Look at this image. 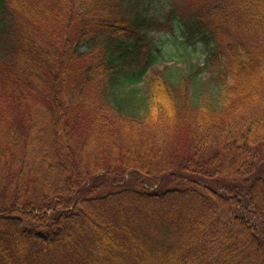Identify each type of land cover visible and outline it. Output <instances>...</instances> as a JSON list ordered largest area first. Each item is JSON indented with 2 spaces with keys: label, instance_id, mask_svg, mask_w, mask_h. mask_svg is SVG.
Instances as JSON below:
<instances>
[{
  "label": "trees",
  "instance_id": "16d2710c",
  "mask_svg": "<svg viewBox=\"0 0 264 264\" xmlns=\"http://www.w3.org/2000/svg\"><path fill=\"white\" fill-rule=\"evenodd\" d=\"M133 254L264 264V0H0V264Z\"/></svg>",
  "mask_w": 264,
  "mask_h": 264
},
{
  "label": "rangeland",
  "instance_id": "374dc122",
  "mask_svg": "<svg viewBox=\"0 0 264 264\" xmlns=\"http://www.w3.org/2000/svg\"><path fill=\"white\" fill-rule=\"evenodd\" d=\"M156 39L160 45L159 58L161 62L155 65L154 69L164 70L166 67H172L176 70L174 73L182 76L190 71L193 63H203L205 60V47L201 44L190 45L188 44L190 42H188L185 38H175L171 34L156 35ZM32 110H43V106L34 103L32 105ZM121 183V181H115L113 179L109 182H102L98 185V191H100L99 194L107 195L109 193L119 191L123 188V186L118 185ZM160 184L161 185L158 191L164 188L176 187L178 185L174 178L168 177L161 181ZM132 186L141 188L140 183L135 181H132ZM147 186L152 187L149 183ZM133 258L137 263H143V261L137 257V254H133ZM56 261L59 262L57 264H65L58 258L55 260L52 258L47 260L49 264H54Z\"/></svg>",
  "mask_w": 264,
  "mask_h": 264
}]
</instances>
